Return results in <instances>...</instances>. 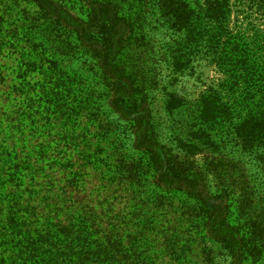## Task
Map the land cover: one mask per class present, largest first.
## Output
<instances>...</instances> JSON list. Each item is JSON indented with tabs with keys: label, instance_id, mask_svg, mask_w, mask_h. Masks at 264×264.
Returning <instances> with one entry per match:
<instances>
[{
	"label": "trees",
	"instance_id": "trees-1",
	"mask_svg": "<svg viewBox=\"0 0 264 264\" xmlns=\"http://www.w3.org/2000/svg\"><path fill=\"white\" fill-rule=\"evenodd\" d=\"M79 1L87 6L86 22L49 0L41 3L66 22L70 30L67 33L87 49V54L99 57L104 74L113 80L109 108L120 121L130 124L137 148L147 151L153 163L159 165L162 154L149 138L147 112L130 102L134 84L118 66L128 36L134 25L137 28L134 17L125 12L136 15L134 7L143 0ZM157 3L159 15L168 19L169 30L177 35L171 66L182 71L202 54L211 57L221 77L219 84L208 87L197 100V133L206 138L211 149L217 150L214 132L231 129L246 152H260L264 161V0H157ZM244 6L249 12L243 11ZM27 17V11L18 5H8L6 9L0 4V37L6 32L16 42L23 37L31 38L34 29L25 24ZM36 33L43 32L39 29ZM32 45L21 47V52L28 51V64L23 66L19 59L20 71L14 77L15 83L9 85L10 91L3 93L0 89V106L13 108L16 105L10 103H24L27 108H34L43 101L48 127L61 130L52 135L50 130L54 128L41 131L32 126L28 138L21 133V115L7 117L3 124L5 112L0 108V264H164L153 240L159 236L165 242L171 240L163 224L165 219H160L158 212L141 213L134 228L129 226L122 233L109 215V202L101 215L94 210L95 200L90 201L92 194L86 192L80 164L87 162L100 168L104 160H99L97 150H88L89 140L84 137L87 130L77 129L79 117L75 112L79 109L70 105L78 102H67L64 96L68 90L63 70L56 74L55 66L53 72L42 68L50 59ZM10 46L0 44V56L7 50L12 54ZM32 56L35 59L30 61ZM0 65V80L5 82V65L1 62ZM36 72L47 80L27 81ZM169 98V110L185 102L178 93L169 94ZM44 133H48L47 138ZM182 146L191 155L199 152L198 145L182 142ZM112 155L120 159L113 162L114 168L107 166L104 181L110 187L118 185L114 195L121 188L117 176L126 159ZM99 191L98 188L96 192ZM210 199L205 201L210 223L208 234L226 244L236 264H244L245 236L229 219L222 218L220 205ZM133 205L136 206L135 202ZM140 209L143 211L144 206Z\"/></svg>",
	"mask_w": 264,
	"mask_h": 264
},
{
	"label": "rangeland",
	"instance_id": "rangeland-1",
	"mask_svg": "<svg viewBox=\"0 0 264 264\" xmlns=\"http://www.w3.org/2000/svg\"><path fill=\"white\" fill-rule=\"evenodd\" d=\"M41 1L0 0L6 9L8 5L25 9L28 16L25 24L34 29L31 38L23 37L18 42L10 33L5 32L6 35L0 37V44L12 45L13 51L16 50L15 54L7 50L0 56L6 79L5 82L0 80V89L3 93L10 91L9 85L15 83L14 77L20 71L19 59L23 66L28 64V51L21 52V47L29 44H33L35 51L45 52V58L50 59L42 68L53 72L55 66L56 74L63 70L68 90L64 96L67 102H78V105L75 102L70 105L79 109L75 112L79 117L77 129L87 130L84 137L89 140L88 150H97L101 156L99 160H104L100 168L97 164H80L84 169L81 174L86 178L84 187L89 195L92 194L90 201L95 200L96 213H104L109 202V215L116 220L120 232L125 233L129 226L134 228V222L139 221L136 217L141 213L158 212L160 219H165L163 224L168 240H171L165 242L161 236L153 240L164 264H236L226 244L213 240L208 234L210 223L205 213V201L213 198V203L220 205L222 218L229 219L247 240L243 263L264 264V161L260 152H246L231 129L214 132L217 150L211 149L206 138L197 133V100L208 87L219 84L221 78L211 57L201 54L188 67L178 70L170 64L177 35L169 30L168 19L159 15L157 0L138 2L134 7L136 15L125 12L134 17L132 20L137 28L134 25L128 36L118 66L134 84L130 102L147 112L149 138L162 154V161L157 165L147 151L137 148L130 124L120 121L109 108L113 80L104 74L99 57L91 52L87 54V49L67 33L70 30L66 22L53 15ZM49 1L86 22L88 10L83 2ZM244 8V12H249ZM39 29L43 33H36ZM34 59L32 56L30 61ZM46 80L45 75L39 76L37 72L27 77V81L32 82ZM171 93H178L185 100L174 110L168 107ZM10 104L16 106H0L5 112L2 123L19 113L21 133L28 138L35 126L41 131L54 128L50 130L52 135L61 130L60 127H48L43 101L36 103L34 108H27L24 103ZM43 137L47 138L48 133ZM182 142L198 145L199 152L195 155L187 153ZM112 154L126 159L117 176L121 188L114 195L118 185L110 187L104 181L107 166L114 168L113 162L120 159ZM72 162L75 163L73 159ZM58 175L62 174L58 171ZM98 188L100 191L96 192ZM141 206H144L143 211ZM175 235L179 237L171 238Z\"/></svg>",
	"mask_w": 264,
	"mask_h": 264
}]
</instances>
